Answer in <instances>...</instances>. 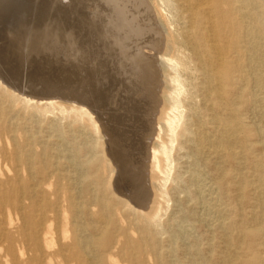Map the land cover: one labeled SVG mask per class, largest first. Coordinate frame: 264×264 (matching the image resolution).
<instances>
[{
	"label": "rangeland",
	"instance_id": "rangeland-1",
	"mask_svg": "<svg viewBox=\"0 0 264 264\" xmlns=\"http://www.w3.org/2000/svg\"><path fill=\"white\" fill-rule=\"evenodd\" d=\"M141 1L14 0L0 15V63L5 64H0L1 78L15 86L28 76L34 84L82 88L95 97L68 94L74 100L16 103L0 86V231L7 234L0 233L1 264H23L30 257L42 258L45 264H264V194L253 192L259 185L264 189V103L242 99L234 107L245 129L241 139L247 136L257 143L247 152L246 166L238 169L250 184L239 196L231 180L234 163L227 159L223 193L230 219L225 229L208 228L200 222L190 184L194 160L182 138L184 122L166 186L164 163L159 170L154 167V146L168 144L159 128L170 114L163 100L167 91L162 61L175 73L166 41L157 33L162 29L158 16L151 6H140ZM162 9L170 18L165 5ZM192 66V88L201 104L204 78ZM73 106L87 109L90 116H80ZM201 111L205 129L214 131L208 124L211 112ZM54 122L60 123L63 138L53 130ZM141 145L146 146L145 159L138 164L132 159ZM197 159L201 175L211 180L213 172ZM114 161L129 172L144 167L140 182L152 194L146 210L123 197L130 195L131 185L128 179L122 188L117 185ZM73 177L82 181L75 191L80 198L78 223L85 227L81 235L73 231L72 193L67 188ZM238 223L249 228L246 238L238 230L229 231ZM35 233H41L42 249ZM76 242L86 243V249L68 247Z\"/></svg>",
	"mask_w": 264,
	"mask_h": 264
},
{
	"label": "bare ground",
	"instance_id": "bare-ground-1",
	"mask_svg": "<svg viewBox=\"0 0 264 264\" xmlns=\"http://www.w3.org/2000/svg\"><path fill=\"white\" fill-rule=\"evenodd\" d=\"M13 1L14 0H0V15L3 13V10L10 7L9 5H11ZM259 1L260 0H142L141 5L139 4L140 6H151L150 10L153 9L155 11L154 14H157L162 28L160 29L158 27L157 30L160 29V32L157 31V33L166 41V55L170 57V62L173 64L171 68L175 73V75H172L171 69L162 61L161 68L165 77V88L167 91V95L163 100L167 104V110L170 114L167 113L165 123L159 128L160 132H163L167 136L168 144H156L154 146V167L159 170L161 168V163H164L163 173L165 175L166 186L175 168L173 153L176 149L175 144L178 142L179 137L177 132L184 122V134L182 138L184 139V143L186 142V144H189V150L190 152L192 151L191 157L194 160L190 184L196 196L195 205L200 210V222L208 228L217 226L220 229H225L226 222L230 219L229 209L224 202L225 194L223 193L224 187L227 186V182L225 181L228 173L225 169L226 162H228L227 159L234 163L235 169L233 168L231 171V180L239 196L247 185L250 184L247 178L243 176L238 169L246 166L247 152L254 150L257 143L251 141L246 136L245 139L243 138L246 143L244 145L241 138L243 134H245V129L239 118L238 110L236 111L234 107L238 108L242 99H244V101H260L264 103V4L260 5ZM18 3L20 2L18 1ZM162 5H165L168 9L170 18L164 14ZM8 58L10 60V57ZM192 64L204 78V82L200 88L204 94L201 104L198 103L197 97L194 94V88H192V74L194 70ZM3 65L5 66V64ZM140 67L143 68V65H140ZM1 69L4 70V68ZM143 69H145V66ZM3 77L2 75L1 78L0 75V86L3 87L4 94L8 97H12L13 101L16 103L21 101L25 104H31L34 99H47L48 101V99L53 98L74 100L72 98L73 96H70L72 94L62 89H59L60 92L54 91V93L45 90L34 92L32 89L25 90L19 83L18 85H16V83L15 86L11 84L12 82L9 84L8 81H5L7 79L4 78V80ZM150 78L152 77L150 76ZM1 81H4L3 84ZM6 86L10 87L11 90H8ZM63 93H66L67 96ZM68 94L70 95L68 96ZM76 98L75 100L78 101ZM83 99L84 98H82V100ZM79 102L82 104V101ZM86 102H88V100ZM81 104L79 103V105ZM48 105H53V103H48ZM82 108L73 106L71 110L79 112L80 116L89 115L86 111L87 109L84 110ZM201 109L211 112V114L207 115L211 116L208 124L213 125L214 131L209 132L205 129L206 122L203 120L204 117ZM37 111L38 114L42 115L40 109H37ZM65 111L66 110H61L62 113ZM94 112L98 114L96 110H94ZM1 115H3V112L0 104V120L2 119ZM52 126L53 130L63 138L62 134H60L62 131L60 123L54 122ZM94 126L96 132H98L95 123ZM103 130L104 129H102V133ZM152 132H154V130ZM145 134L144 136H146ZM150 136L151 135H149V137ZM145 149V145H141L140 148H135L138 154L132 161L142 164V161L145 159ZM69 151L71 150H68V152ZM198 157H201L202 164L213 172L211 180L201 175L200 169L202 166L199 159H197ZM113 159L116 160V158ZM17 160H19V157H17ZM114 163H116V169L112 170V174H115L117 177V185H119L120 188L127 185L126 179H128L127 181H129L131 185L129 191L130 195L127 194V196L125 194V196H123V189L119 190L120 195L131 201V205H134L136 208L138 207L140 211H142V209L146 210V203L151 200L152 194L148 189L149 187L146 188L144 186L145 184L142 185V182H140L144 174V170L141 168L144 167L136 168L138 170L136 172H133V170L129 172L128 167L126 169L121 167L122 165L119 166L118 162L114 161ZM255 164L259 167L262 166L260 162H254V165ZM26 165L29 166V163ZM74 165L78 166L76 163ZM72 181L74 182L72 183ZM81 183V179L73 177L71 182L68 181L67 187L69 193H72L70 200L73 211L72 222L74 224L73 231L75 235H81L85 228L82 224L80 225L78 223L80 198L76 197L78 192H75L78 186L80 188ZM155 188L161 195H164L165 191L162 187L157 185ZM253 192L256 196H261L264 194V189L259 185ZM133 210L136 211L135 208H133ZM183 223L182 221V224ZM241 225L242 224L239 223L237 227L236 225H232L229 227V231L238 230L239 233L243 234L246 238L249 228H244ZM186 231L187 230H185V232ZM229 231L225 233L226 236H229ZM0 233L2 236L7 235L3 234L1 231ZM34 235L35 240L38 242L37 245L42 249L43 238L41 233H35ZM103 235L104 231L100 232L97 237L100 238ZM262 235L264 237V233H262ZM175 236V234H172L171 238ZM86 245V243L82 244L76 242L68 247H76L81 251L82 249H86ZM230 245L232 246L233 243L230 242ZM82 253H85V251ZM16 262L20 264L17 260ZM34 263L45 264L44 259L38 257H30L23 264ZM258 264L260 263L258 262Z\"/></svg>",
	"mask_w": 264,
	"mask_h": 264
},
{
	"label": "water",
	"instance_id": "water-1",
	"mask_svg": "<svg viewBox=\"0 0 264 264\" xmlns=\"http://www.w3.org/2000/svg\"><path fill=\"white\" fill-rule=\"evenodd\" d=\"M21 84V86H23V88L25 90H33L34 92H37V91H43V90H46L48 88H59V89H62L64 90L65 92L67 93H70V94H74V95H78V96H82V97H86V98H95L93 96V94L91 92H89L88 90H85V89H70L68 88L67 86H56V85H53L51 83H39V84H34L31 82V80L29 79L28 76L25 77V79L23 80V83H19Z\"/></svg>",
	"mask_w": 264,
	"mask_h": 264
}]
</instances>
